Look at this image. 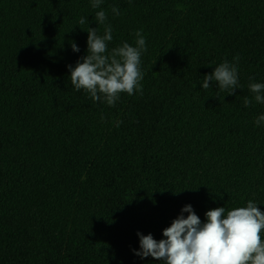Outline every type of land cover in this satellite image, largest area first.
<instances>
[{
    "label": "trees",
    "instance_id": "1",
    "mask_svg": "<svg viewBox=\"0 0 264 264\" xmlns=\"http://www.w3.org/2000/svg\"><path fill=\"white\" fill-rule=\"evenodd\" d=\"M101 8L109 51L137 30L146 40L143 94L115 106L70 83L84 28L103 34L91 0H0V264H163L133 253L136 233L163 238L185 204L202 222L249 200L264 212V104H243L264 83V0ZM225 60L238 64L235 95L201 87Z\"/></svg>",
    "mask_w": 264,
    "mask_h": 264
},
{
    "label": "clouds",
    "instance_id": "2",
    "mask_svg": "<svg viewBox=\"0 0 264 264\" xmlns=\"http://www.w3.org/2000/svg\"><path fill=\"white\" fill-rule=\"evenodd\" d=\"M102 3L103 0H91V7L100 9L95 12L94 19L96 25L103 26V34H98L97 27L84 28L88 32L87 54L67 68L75 90L85 91L93 101L115 106L121 93L143 94L141 57L147 50L146 40L137 30L134 46L123 42L109 51L113 29L106 23L107 14L101 8ZM112 13L120 15L116 7H112ZM85 24L86 18L81 17L78 25ZM71 48L79 51L74 42ZM234 60L238 62L239 55ZM213 81L224 94L235 95L240 87L238 64L223 61L204 75L201 87L209 89ZM248 88L253 96L244 98V107H249L253 101L264 104V83L252 82ZM262 122L264 115L255 120L257 125ZM120 123L115 122L117 127ZM185 212L187 216L183 215ZM204 215L206 221L202 222L192 206L185 204L181 214L162 229L163 238L155 239L151 233L137 231L139 248L132 249L133 253L142 259L152 257L155 261H163V264H264V212L256 202L249 200L246 206L227 211L224 206L215 207Z\"/></svg>",
    "mask_w": 264,
    "mask_h": 264
}]
</instances>
